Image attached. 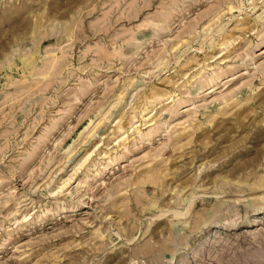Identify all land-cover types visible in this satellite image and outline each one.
Returning <instances> with one entry per match:
<instances>
[{"label": "rangeland", "instance_id": "1", "mask_svg": "<svg viewBox=\"0 0 264 264\" xmlns=\"http://www.w3.org/2000/svg\"><path fill=\"white\" fill-rule=\"evenodd\" d=\"M0 264H264V0H0Z\"/></svg>", "mask_w": 264, "mask_h": 264}]
</instances>
